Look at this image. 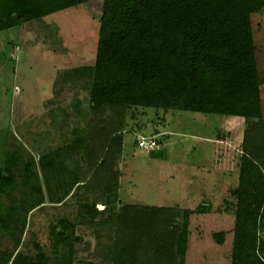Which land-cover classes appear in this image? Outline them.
<instances>
[{
    "label": "rangeland",
    "instance_id": "1",
    "mask_svg": "<svg viewBox=\"0 0 264 264\" xmlns=\"http://www.w3.org/2000/svg\"><path fill=\"white\" fill-rule=\"evenodd\" d=\"M249 1L264 81V0ZM101 6L94 0L0 33V175L9 171L16 179L8 190L0 186V264H69L73 245L75 264H103L105 249L116 246L126 248L112 254L118 264H138L140 250L143 262L170 264L171 255L157 246L174 238L185 211L192 212L185 264H225L249 124L131 108L118 129L115 108L103 118L104 133L91 128L87 139V90L72 71L94 64ZM260 97L264 120V84ZM115 135L122 143L112 148ZM140 138L159 142L162 158L138 148ZM90 148L97 151L93 160ZM114 192L117 199H109ZM83 200L101 217H85ZM56 231L66 241L57 242ZM219 232L223 246L212 238ZM260 232L264 238V227Z\"/></svg>",
    "mask_w": 264,
    "mask_h": 264
},
{
    "label": "trees",
    "instance_id": "2",
    "mask_svg": "<svg viewBox=\"0 0 264 264\" xmlns=\"http://www.w3.org/2000/svg\"><path fill=\"white\" fill-rule=\"evenodd\" d=\"M91 1L0 0V33ZM251 14L249 0H102L94 64L72 71V79L82 81L81 86L87 90L85 137L90 140V129L99 128L104 133L103 118L115 108L118 129L122 115H126L124 110L131 108L193 112L242 119L249 124L238 163V183L232 193L236 209L230 264H264L260 232L264 227V120L260 97L264 81L258 74ZM115 126L110 125V129ZM116 136L108 142L112 148L121 146L122 135ZM99 137L105 142L103 136ZM79 140L72 139L74 143ZM159 145L157 142L149 151L151 158H162ZM96 152V148H90L92 160ZM4 173L7 176L0 175V186L5 191L16 179L11 172ZM117 197L114 192L108 198ZM89 205L83 200L80 210L94 221L102 213ZM200 208L197 213L206 209ZM92 209L95 213L89 215ZM191 214L185 211L174 238L157 246L163 255H171L170 264H185ZM212 238L223 245V232L214 233ZM110 248L105 250L109 252ZM99 250L105 252L101 247ZM138 252L140 264H154L143 262L146 253Z\"/></svg>",
    "mask_w": 264,
    "mask_h": 264
},
{
    "label": "crops",
    "instance_id": "3",
    "mask_svg": "<svg viewBox=\"0 0 264 264\" xmlns=\"http://www.w3.org/2000/svg\"><path fill=\"white\" fill-rule=\"evenodd\" d=\"M141 139V138H140ZM75 206H79L78 204H76ZM77 207H75V208H77ZM102 211H104V209H102ZM100 216H101V214L100 215H98L97 217H99L100 218ZM61 223H68V224H66V225H68V226H70L69 224H71L70 222H68V221H66V220H61ZM92 223V222H91ZM72 225V224H71ZM56 233V235H57V237L55 238V240H57V242H60L61 240H63V241H66L64 238V235H63V232H60V231H56L55 232ZM231 236V235H230ZM227 237V235H225V238ZM78 240V239H77ZM85 243H86V240L84 241ZM232 242V241H231ZM188 244H189V242H188ZM220 246V245H219ZM221 246H223V245H221ZM72 249V251L73 252H75V248H74V245H73V247L71 248ZM114 249V250H113ZM230 250H231V247L229 248V255H227L226 257H230ZM72 252V253H73ZM116 252H118L119 254H124L125 252H126V248L124 247V246H116L115 248H113L112 247V249H110V251L109 252H107V253H105V255H104V261H103V264H118V262H120L118 259L116 260V259H113L114 258V255H112V254H114V253H116ZM136 252V251H135ZM71 253V257L70 258H72L73 260H71L70 261V263L69 264H75V257L77 256L76 255V253H74V254H72ZM187 255H188V247H187V251H186V256H185V263L187 262V260H186V257H187ZM115 256L117 257V255L115 254ZM225 257V258H226ZM224 258V263L225 264H230V258H229V260H227V259H225ZM113 259V260H112ZM46 260H48L47 258H46ZM115 261V262H114ZM137 262H138V264H140V261L139 260H136ZM136 261H134L133 260V262L134 263H136ZM58 264H60V263H58ZM61 264H63L62 262H61ZM65 264H66V262H65ZM137 264V263H136Z\"/></svg>",
    "mask_w": 264,
    "mask_h": 264
},
{
    "label": "built area",
    "instance_id": "4",
    "mask_svg": "<svg viewBox=\"0 0 264 264\" xmlns=\"http://www.w3.org/2000/svg\"><path fill=\"white\" fill-rule=\"evenodd\" d=\"M137 147L143 150H151L156 147V141L154 139L148 141L145 138H141L137 143Z\"/></svg>",
    "mask_w": 264,
    "mask_h": 264
}]
</instances>
